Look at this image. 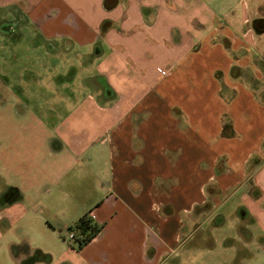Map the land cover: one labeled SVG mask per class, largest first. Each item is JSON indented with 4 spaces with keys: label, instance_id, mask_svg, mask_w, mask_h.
<instances>
[{
    "label": "crops",
    "instance_id": "1",
    "mask_svg": "<svg viewBox=\"0 0 264 264\" xmlns=\"http://www.w3.org/2000/svg\"><path fill=\"white\" fill-rule=\"evenodd\" d=\"M9 8L33 51L65 55L70 88L62 108L0 112V241L20 225L34 243L15 264H193L235 198L264 237V8L0 0V18ZM87 213L101 231L79 248L68 235Z\"/></svg>",
    "mask_w": 264,
    "mask_h": 264
},
{
    "label": "rangeland",
    "instance_id": "2",
    "mask_svg": "<svg viewBox=\"0 0 264 264\" xmlns=\"http://www.w3.org/2000/svg\"><path fill=\"white\" fill-rule=\"evenodd\" d=\"M205 1L221 17H240L246 6L250 11L264 8V0ZM34 30L29 20H22V16L15 15L11 8L4 11L0 18V68L6 69L13 78L9 87L0 82V112L6 110L3 108L7 100L12 102L9 110L41 112L49 108H62L63 98L69 93V79L66 76L69 63L65 55L33 51L31 47L35 41L29 32ZM20 32L24 34L21 39ZM26 33L31 39L26 37ZM79 72L80 78H84L86 72L79 70L77 75ZM3 195L4 192L0 193V203ZM230 204L221 212L224 221L218 218L214 224L202 228L199 244L194 247L197 254L194 255L193 264H264V237L260 236L253 221L242 217L236 208L239 205L238 198ZM211 212V205H207L205 209H201L200 214L206 216ZM6 232L7 228L3 223L0 234ZM21 244L30 250L34 245L31 232L24 231L20 225L14 226L5 237L1 236L0 264H15L14 258L19 254ZM187 261L190 262L189 259Z\"/></svg>",
    "mask_w": 264,
    "mask_h": 264
},
{
    "label": "trees",
    "instance_id": "3",
    "mask_svg": "<svg viewBox=\"0 0 264 264\" xmlns=\"http://www.w3.org/2000/svg\"><path fill=\"white\" fill-rule=\"evenodd\" d=\"M70 231L76 233L75 242L79 248L90 243L101 231V227H98L90 218L89 213L85 214L76 225L70 228Z\"/></svg>",
    "mask_w": 264,
    "mask_h": 264
},
{
    "label": "built area",
    "instance_id": "4",
    "mask_svg": "<svg viewBox=\"0 0 264 264\" xmlns=\"http://www.w3.org/2000/svg\"><path fill=\"white\" fill-rule=\"evenodd\" d=\"M75 236H76V233L74 231H70L68 235V240L75 241Z\"/></svg>",
    "mask_w": 264,
    "mask_h": 264
},
{
    "label": "flooded vegetation",
    "instance_id": "5",
    "mask_svg": "<svg viewBox=\"0 0 264 264\" xmlns=\"http://www.w3.org/2000/svg\"><path fill=\"white\" fill-rule=\"evenodd\" d=\"M7 197V196H6Z\"/></svg>",
    "mask_w": 264,
    "mask_h": 264
}]
</instances>
